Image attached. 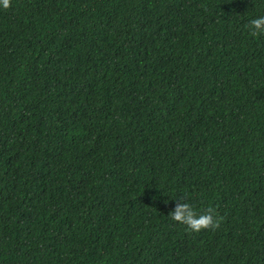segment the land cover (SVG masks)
I'll return each mask as SVG.
<instances>
[{
	"label": "trees",
	"instance_id": "obj_1",
	"mask_svg": "<svg viewBox=\"0 0 264 264\" xmlns=\"http://www.w3.org/2000/svg\"><path fill=\"white\" fill-rule=\"evenodd\" d=\"M10 5L0 264H264V0Z\"/></svg>",
	"mask_w": 264,
	"mask_h": 264
},
{
	"label": "clouds",
	"instance_id": "obj_2",
	"mask_svg": "<svg viewBox=\"0 0 264 264\" xmlns=\"http://www.w3.org/2000/svg\"><path fill=\"white\" fill-rule=\"evenodd\" d=\"M0 6L9 8L10 0H0ZM245 27L253 36L264 34V15L251 19ZM187 200L186 194L176 199L174 210L168 214L174 222L184 225L194 233L202 230L214 231L220 227L223 217L219 216L216 209L209 207L198 214Z\"/></svg>",
	"mask_w": 264,
	"mask_h": 264
}]
</instances>
